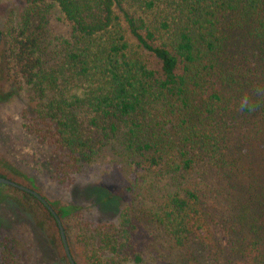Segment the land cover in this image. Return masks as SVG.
<instances>
[{"label":"trees","instance_id":"trees-1","mask_svg":"<svg viewBox=\"0 0 264 264\" xmlns=\"http://www.w3.org/2000/svg\"><path fill=\"white\" fill-rule=\"evenodd\" d=\"M22 2L30 9L55 5L70 25V36L62 43L65 64L61 68L85 79L88 87L81 105L99 118L129 122L125 140L137 157L134 164L141 174L153 175L154 191L160 192L158 200L141 214L160 230L155 237H165L168 247L180 253L177 260L163 264H198L195 243L205 246L201 234L209 222L201 206L205 194L214 191L208 187L210 173L240 195L231 199L233 213L230 210L224 221L227 232L240 234L229 241L232 252L263 256L264 162L242 166L245 155L240 149L230 151L229 135L238 127V119L249 124L246 129L264 127V0ZM18 24L8 23L5 31L6 76L32 91L24 128L50 145L57 157L63 156V162L51 165L55 178L63 183L80 174L95 152L71 117L69 109L78 99L67 106L46 98L38 81V38L29 31L27 21ZM236 32L244 38L243 43L239 41L243 46L231 50V35ZM129 39L157 61V69L141 61ZM153 103L161 104L166 112L150 120L146 116ZM115 128L110 126L111 131ZM8 174L0 171V176L13 180ZM146 182L138 177L136 190ZM7 188L20 197L13 200L14 205L34 204L28 212L34 225L50 231L51 242L69 264L48 207L9 185L0 184V195ZM129 191L133 192V186ZM121 203V199L109 202L117 214L114 221H79L84 264L148 263L137 237L135 220L139 223V218L132 216L131 204ZM48 205L58 218L69 212L66 207ZM37 208L42 212L39 220L34 217ZM10 255L11 251L3 253L0 264H11ZM151 259L155 261L153 255Z\"/></svg>","mask_w":264,"mask_h":264},{"label":"rangeland","instance_id":"rangeland-1","mask_svg":"<svg viewBox=\"0 0 264 264\" xmlns=\"http://www.w3.org/2000/svg\"><path fill=\"white\" fill-rule=\"evenodd\" d=\"M23 21H27L29 31L38 38L37 54L41 61L38 81L41 80L40 85L45 89L46 98L66 103L67 106L75 97L78 99V103L69 109L71 117L76 129L89 139V148H93L95 152L84 162L80 174L63 183L58 182L51 167L57 161L63 162V156L58 155V158L50 145L41 142L24 128L25 117L30 113L34 99L32 91L21 82L8 79L5 72L3 50L6 27L8 23L17 27ZM0 32V171L8 172V176L15 182L33 188L55 209L66 207L69 210L68 214L59 219L76 264H84L78 233L79 221L91 224L114 221L117 214L109 202L117 199H121L122 206L131 204L132 216L139 218V223L135 220L137 237L140 247L146 253L147 264L177 260L180 253L168 247L165 237L157 239L155 236L160 230L148 221L150 217L141 214V211L153 205L155 199L158 200L157 194L160 192L154 191L153 175L141 174L134 164L137 157L125 140L128 137L129 122L99 118L81 105L83 102L80 101L88 87L84 83L85 79L76 75L73 77L61 68L65 64L62 43L70 36V25L55 5L47 4L30 9L22 0H0ZM231 36L230 49H241L243 45L240 46L239 41L243 43L244 38L238 32ZM129 43L132 51L149 68H158L153 57L140 51L132 39H129ZM165 112L161 104L153 103L149 116L146 117L154 120ZM112 124L116 127L114 131L110 130ZM236 126L238 127H234L229 135L230 151L240 149L243 152L245 159L242 166L246 168H249V163L255 167L264 162V127L246 129L249 124L242 119H238ZM138 177L140 180L146 179L147 185L143 184L136 190L134 183ZM207 182L209 189L214 191L209 190L205 194L201 206L209 222L201 234L205 246L195 243L198 264H264V246L261 248L263 256L259 258H251L245 252L234 254L231 250L230 239L240 234L231 235L227 232L224 221H227L232 210L231 199L233 202L234 197H240L237 195L239 192H232L224 179L213 173L209 174ZM130 186H133V192L129 191ZM154 187L156 188V184ZM121 191L124 192L120 194ZM15 199L20 200L18 193L8 188L2 190L0 259L3 253L11 251V264H67L62 260L60 248L51 242L48 235L50 231L47 233L34 225L31 214H28L34 204L24 201L21 206L14 205ZM34 217L37 220L42 217L39 208L35 210ZM152 255L156 262L151 259Z\"/></svg>","mask_w":264,"mask_h":264},{"label":"water","instance_id":"water-1","mask_svg":"<svg viewBox=\"0 0 264 264\" xmlns=\"http://www.w3.org/2000/svg\"><path fill=\"white\" fill-rule=\"evenodd\" d=\"M0 40H1V34H0ZM0 184L1 185H9V186L17 188L19 190L26 191V192L32 194L33 196H35L39 201H41L44 205H46L48 207V209L55 216V219L57 221V225H58V228H59V233H60V236H61V240H62L63 250H64V253H65V256H66L69 264H75V262H74V260H73V258L71 256V253L69 251V247L67 245V242H66V239H65V236H64V232H63L62 225L60 223V219L55 214L54 210L48 205L47 201L40 194H38L36 191H34V190L24 186V185H21V184L13 181L11 179H8L6 177L0 176Z\"/></svg>","mask_w":264,"mask_h":264},{"label":"flooded vegetation","instance_id":"flooded-vegetation-1","mask_svg":"<svg viewBox=\"0 0 264 264\" xmlns=\"http://www.w3.org/2000/svg\"><path fill=\"white\" fill-rule=\"evenodd\" d=\"M20 184V183H19ZM22 185V184H21ZM27 187V186H26ZM29 188V187H28ZM31 189V188H30ZM33 190V189H32ZM35 191V190H34Z\"/></svg>","mask_w":264,"mask_h":264}]
</instances>
